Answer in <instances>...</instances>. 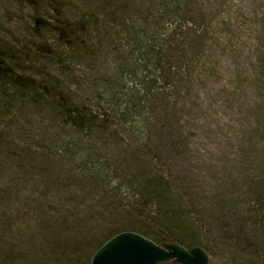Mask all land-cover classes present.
Segmentation results:
<instances>
[{"label":"rangeland","instance_id":"obj_1","mask_svg":"<svg viewBox=\"0 0 264 264\" xmlns=\"http://www.w3.org/2000/svg\"><path fill=\"white\" fill-rule=\"evenodd\" d=\"M181 1L0 0V47L54 86L0 81V264H92L125 232L264 264V0Z\"/></svg>","mask_w":264,"mask_h":264},{"label":"water","instance_id":"obj_2","mask_svg":"<svg viewBox=\"0 0 264 264\" xmlns=\"http://www.w3.org/2000/svg\"><path fill=\"white\" fill-rule=\"evenodd\" d=\"M210 264L202 248L188 250L178 244L164 247L133 232L122 233L97 251L92 264Z\"/></svg>","mask_w":264,"mask_h":264},{"label":"trees","instance_id":"obj_3","mask_svg":"<svg viewBox=\"0 0 264 264\" xmlns=\"http://www.w3.org/2000/svg\"><path fill=\"white\" fill-rule=\"evenodd\" d=\"M21 3H25L30 5L34 11L39 14L41 10H49L53 11L54 13L57 12L56 7L58 6V0H18ZM181 0H168V4L166 7V11L169 14L170 17L178 16L180 14V8H181ZM39 21V19H37ZM69 23V20L67 21ZM51 28L53 29H59L63 30V27L65 26L62 24V22L59 20V14L54 16V18L50 22ZM81 24V23H80ZM78 25V24H77ZM55 31V30H54ZM142 38H138L136 42V46L138 47L139 52H143L145 47H143ZM8 47H0V81L5 83L6 81L11 84H18L17 86H22V90H28V91H36L39 89V91H45V90H51L54 88V86H49V81L45 78L37 79V78H31L27 77L24 72V67L27 66V62L31 61L29 56L25 55V48H20V46L13 45V44H7ZM148 46V55L144 57L145 61H152L156 60L159 56V50H157V47L154 45ZM31 57V56H30ZM28 60V61H27ZM30 65V62H29ZM138 64L136 66L139 67ZM53 85V83L51 82ZM16 87V86H15ZM72 112L70 114H73ZM77 121V124H81L83 121V115L78 114L74 115Z\"/></svg>","mask_w":264,"mask_h":264}]
</instances>
